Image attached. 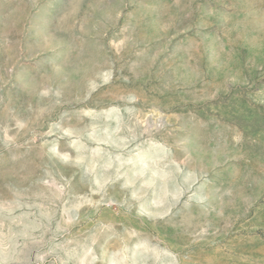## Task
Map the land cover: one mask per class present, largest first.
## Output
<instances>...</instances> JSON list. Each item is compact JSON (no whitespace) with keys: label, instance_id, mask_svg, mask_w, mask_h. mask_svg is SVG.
<instances>
[{"label":"rangeland","instance_id":"374dc122","mask_svg":"<svg viewBox=\"0 0 264 264\" xmlns=\"http://www.w3.org/2000/svg\"><path fill=\"white\" fill-rule=\"evenodd\" d=\"M0 264H264V0H0Z\"/></svg>","mask_w":264,"mask_h":264}]
</instances>
